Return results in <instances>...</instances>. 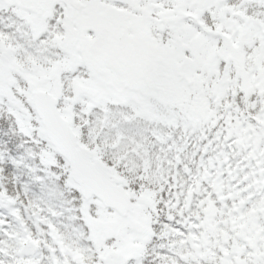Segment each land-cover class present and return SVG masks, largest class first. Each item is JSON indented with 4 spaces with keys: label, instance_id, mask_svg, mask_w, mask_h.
Listing matches in <instances>:
<instances>
[{
    "label": "snow or ice",
    "instance_id": "1",
    "mask_svg": "<svg viewBox=\"0 0 264 264\" xmlns=\"http://www.w3.org/2000/svg\"><path fill=\"white\" fill-rule=\"evenodd\" d=\"M0 264H264V0H0Z\"/></svg>",
    "mask_w": 264,
    "mask_h": 264
}]
</instances>
